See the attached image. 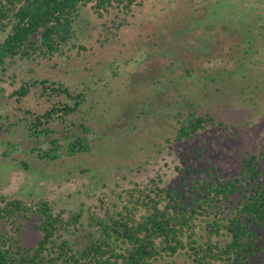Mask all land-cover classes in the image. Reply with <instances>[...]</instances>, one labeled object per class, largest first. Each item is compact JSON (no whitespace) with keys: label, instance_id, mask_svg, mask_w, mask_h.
Instances as JSON below:
<instances>
[{"label":"rangeland","instance_id":"rangeland-1","mask_svg":"<svg viewBox=\"0 0 264 264\" xmlns=\"http://www.w3.org/2000/svg\"><path fill=\"white\" fill-rule=\"evenodd\" d=\"M135 1L128 15L115 9L99 18L90 7L83 8L75 25L77 38L63 55L17 60L5 71L0 69V195L29 203L47 199L56 210H82V225L70 237L79 247L90 240L89 213L104 215L107 209L120 208V195L137 184L161 178L168 186H178L185 170L198 177L196 170L205 172L211 165L235 179L245 158L264 153V54L248 55L245 64H237L235 54L218 48L204 59L193 52L177 62L158 57L140 63L149 45L169 40L174 32L208 17L219 4L216 0ZM6 36L7 32H0V42ZM191 68L197 76L185 77V69ZM33 77L62 82L75 94H85L75 119H86L96 132L91 153L53 162L30 153L40 140L30 136L33 116L28 111L42 113L50 104L39 88L21 102L10 95ZM206 77L210 83L201 80L195 87ZM157 81L167 84L166 96L174 103L179 94L189 96L215 120L189 140L167 142L176 124L173 113L159 105L161 109L137 116L146 106L145 97H157L156 89H162ZM159 98L157 104L163 97ZM54 127L62 129V125ZM37 223L25 221L20 240L24 247L36 245L42 237ZM216 239L225 244L230 237ZM178 264L189 261L181 256ZM251 264H264V233Z\"/></svg>","mask_w":264,"mask_h":264},{"label":"trees","instance_id":"trees-1","mask_svg":"<svg viewBox=\"0 0 264 264\" xmlns=\"http://www.w3.org/2000/svg\"><path fill=\"white\" fill-rule=\"evenodd\" d=\"M216 2L218 7L208 17L174 32L167 41L149 45L140 63L158 57L177 62L193 52L204 59L218 48L235 54L237 64H245L251 54L262 56L264 0ZM135 3L1 0L0 32H7V36L0 42V69L5 71L17 60L63 55L65 47L77 38L75 25L83 8L90 7L104 18L115 9L128 15ZM198 71L185 69V77H196ZM201 80L209 81L207 77L199 79L195 87H200ZM211 82L216 79L211 78ZM34 88L40 89L50 105L42 113L28 111L33 116L30 136L40 140L30 153L52 162L91 153L96 132L86 119L83 123L75 119L86 101L85 94H75L62 82L33 77L23 81L10 98L21 102ZM166 90L169 88L163 84L161 90L156 89L157 97L147 95L146 106L137 116L149 115L159 105L173 113L176 124L167 142L189 140L215 120L202 113L189 96L179 94L174 103ZM160 96L163 98L157 104ZM55 125H62V129H55ZM260 156L245 158L235 179L224 177L211 165L205 172L196 170L198 177L185 170L187 174L178 186H168L161 178L137 184L120 195V208L114 205L115 209H107L104 215L89 213L90 240L82 247L70 238L82 225V210H56L47 199L29 203L0 195V264H178L181 256L189 264H251L264 233V167H260L264 153ZM32 219L38 220L36 229L42 237L36 245L24 247L20 243L24 223ZM225 234L230 239L221 244L216 238Z\"/></svg>","mask_w":264,"mask_h":264}]
</instances>
